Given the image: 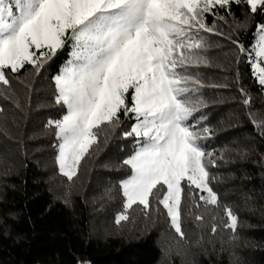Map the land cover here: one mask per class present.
Listing matches in <instances>:
<instances>
[{
  "label": "snow or ice",
  "instance_id": "obj_1",
  "mask_svg": "<svg viewBox=\"0 0 264 264\" xmlns=\"http://www.w3.org/2000/svg\"><path fill=\"white\" fill-rule=\"evenodd\" d=\"M234 5L264 17V0H0V86L10 88L9 74L26 66L39 75L71 49L52 78L54 104L63 114L46 124L54 129L61 175L78 177L101 134L107 143L122 117L132 121L121 133L133 144L119 166L128 172L118 181L123 210L115 216L117 226L131 222L137 208L144 217L165 215L179 240L187 239L186 215L202 223L208 213L212 234L221 227L235 234L241 226L238 213L214 190L215 153L202 143L212 136L201 123L207 105L192 95L205 85L187 71L208 64L203 53L210 45L202 33L224 36L216 21L227 23ZM253 37L251 48L227 38L264 87V23L256 24ZM240 91L250 105L251 97ZM252 123L264 129V118Z\"/></svg>",
  "mask_w": 264,
  "mask_h": 264
},
{
  "label": "trees",
  "instance_id": "obj_2",
  "mask_svg": "<svg viewBox=\"0 0 264 264\" xmlns=\"http://www.w3.org/2000/svg\"><path fill=\"white\" fill-rule=\"evenodd\" d=\"M232 12L227 23L216 21L224 36L202 33L210 45L203 53L208 64L187 71L205 85L192 94L206 103L201 123L212 129L202 143L215 153L213 187L238 213L237 233L221 227L212 234L208 213L202 223L185 216L186 240H179L165 215L144 217L139 208L131 222L115 224L123 210L118 181L128 172L119 166L133 144L121 135L132 122L123 117L107 143L101 134L78 177L68 181L60 174L54 129L46 124L63 114L54 104L52 78L69 59L67 48L39 75L26 66L9 74L10 88L0 86V264H264V129L252 123L264 118V87L227 38L251 48L264 17L249 13L246 5H234ZM245 21L246 27H236ZM241 88L250 105L243 103Z\"/></svg>",
  "mask_w": 264,
  "mask_h": 264
}]
</instances>
